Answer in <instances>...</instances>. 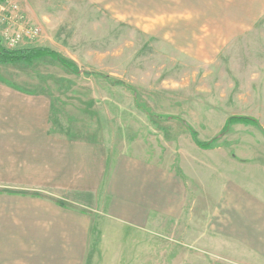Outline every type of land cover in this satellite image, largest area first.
Returning <instances> with one entry per match:
<instances>
[{
	"label": "rangeland",
	"instance_id": "obj_1",
	"mask_svg": "<svg viewBox=\"0 0 264 264\" xmlns=\"http://www.w3.org/2000/svg\"><path fill=\"white\" fill-rule=\"evenodd\" d=\"M26 27L40 36L11 48L4 33ZM0 43L53 51L81 72L50 57L0 66L49 98L52 132L102 143L110 166L133 155L184 184L185 211L151 212L144 226L88 212L85 264L263 263L214 210L230 182L264 197V0H0Z\"/></svg>",
	"mask_w": 264,
	"mask_h": 264
},
{
	"label": "crops",
	"instance_id": "obj_2",
	"mask_svg": "<svg viewBox=\"0 0 264 264\" xmlns=\"http://www.w3.org/2000/svg\"><path fill=\"white\" fill-rule=\"evenodd\" d=\"M50 111L49 98L0 79V264H85L92 211L140 226L151 212L185 211L182 181L133 155L110 166L102 143L52 132ZM261 197L230 182L214 211L264 264Z\"/></svg>",
	"mask_w": 264,
	"mask_h": 264
},
{
	"label": "trees",
	"instance_id": "obj_3",
	"mask_svg": "<svg viewBox=\"0 0 264 264\" xmlns=\"http://www.w3.org/2000/svg\"><path fill=\"white\" fill-rule=\"evenodd\" d=\"M45 57H50L52 60L57 62L60 66H62L64 69L68 70L72 74L80 75L81 73L79 72V70L76 69V66L72 62L67 61L64 58H61L53 51L42 48H30L19 51H7L2 47L0 43V65L2 66L13 65L18 63H23L28 66H31L34 64L35 61ZM246 122L256 124L257 127L261 129V126L259 125L258 121L249 117L233 116L230 117V119H228L227 121L228 125L237 124V123H246ZM199 145L200 147L202 146L201 148L203 149L205 148L210 149L209 147L210 144H199Z\"/></svg>",
	"mask_w": 264,
	"mask_h": 264
},
{
	"label": "built area",
	"instance_id": "obj_4",
	"mask_svg": "<svg viewBox=\"0 0 264 264\" xmlns=\"http://www.w3.org/2000/svg\"><path fill=\"white\" fill-rule=\"evenodd\" d=\"M40 29L37 27H26L25 30L10 34V30L4 33L6 41L11 48L16 47L23 40H34L40 36Z\"/></svg>",
	"mask_w": 264,
	"mask_h": 264
}]
</instances>
